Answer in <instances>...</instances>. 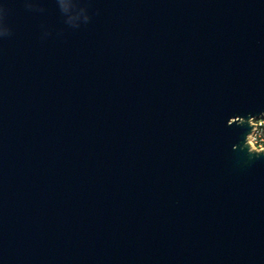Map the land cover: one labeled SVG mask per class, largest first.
Masks as SVG:
<instances>
[{"label": "water", "instance_id": "obj_1", "mask_svg": "<svg viewBox=\"0 0 264 264\" xmlns=\"http://www.w3.org/2000/svg\"><path fill=\"white\" fill-rule=\"evenodd\" d=\"M264 0H0V264H264Z\"/></svg>", "mask_w": 264, "mask_h": 264}, {"label": "built area", "instance_id": "obj_2", "mask_svg": "<svg viewBox=\"0 0 264 264\" xmlns=\"http://www.w3.org/2000/svg\"><path fill=\"white\" fill-rule=\"evenodd\" d=\"M252 131L248 136L249 145H253L254 142L260 150L264 148V135H263V127H264V117L260 119L251 120Z\"/></svg>", "mask_w": 264, "mask_h": 264}, {"label": "rangeland", "instance_id": "obj_3", "mask_svg": "<svg viewBox=\"0 0 264 264\" xmlns=\"http://www.w3.org/2000/svg\"><path fill=\"white\" fill-rule=\"evenodd\" d=\"M252 143H253V145L252 146L250 145L251 149L256 150V151H264V148H263V150H260L254 142H252Z\"/></svg>", "mask_w": 264, "mask_h": 264}, {"label": "trees", "instance_id": "obj_4", "mask_svg": "<svg viewBox=\"0 0 264 264\" xmlns=\"http://www.w3.org/2000/svg\"><path fill=\"white\" fill-rule=\"evenodd\" d=\"M263 135H264V127H263Z\"/></svg>", "mask_w": 264, "mask_h": 264}]
</instances>
